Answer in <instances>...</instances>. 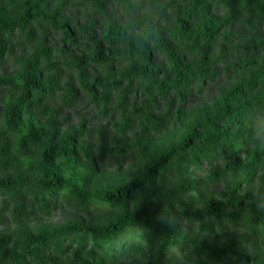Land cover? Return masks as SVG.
<instances>
[{
	"label": "rangeland",
	"instance_id": "1",
	"mask_svg": "<svg viewBox=\"0 0 264 264\" xmlns=\"http://www.w3.org/2000/svg\"><path fill=\"white\" fill-rule=\"evenodd\" d=\"M20 1L4 0V3H10L5 5V10L8 12ZM231 1L212 0L209 15L217 19L224 18L234 8ZM262 3L264 0H250L249 7L242 14L244 17L230 31L237 53H218V57L224 58L204 67L207 69L203 73L196 71L197 76L204 74L200 84L190 83L186 87L176 88L169 86L170 82L163 73L169 72L173 61L155 49L149 53V63L161 72L153 79L152 85L144 82L139 84L140 89L137 87L123 93L122 104L114 93L109 94L106 100L101 90H96L93 95L81 88L77 74L71 68L73 58L91 56L95 43H100L103 49H122L126 39L109 44L105 37L107 27L113 22L126 26L129 20L148 16L157 18L158 26L165 31L168 41L173 43L174 38L171 36L174 31L177 32L178 26L172 9L177 8L182 13L188 11V0H54V22H34L10 33L6 45L0 47V175H11L23 183L32 176L27 171L29 167L35 166L34 158L19 148V139L28 118L36 126L53 123L55 130L74 133L81 152L75 163L62 168L64 185L54 201L35 202L22 194L23 188L16 189L13 195L0 197V251L14 243L16 247L13 251H18L17 245L22 241L21 232L34 236L44 228L59 230L78 225L87 233L111 218L108 208L97 202V196L139 179L148 165L169 150L172 151L171 155H177L174 159L179 162V166L172 169L163 182L139 187L131 194L130 201L144 203L152 193L175 192L180 181L188 183L191 175L180 176L183 173L182 163L188 160L189 155V150L184 149L187 145L184 144L185 138L189 133L201 136L207 132L209 117L225 106L222 93L246 78L251 71V67L244 65V59L264 56ZM260 4V9L255 7ZM129 8L134 16L128 15ZM195 20L193 16L191 26L195 27ZM59 23H66L73 30L70 38H64ZM198 59L195 56L188 61L195 67ZM28 63H31L30 69L37 73L38 80L46 86L50 84L52 90L26 110L23 106L19 131L12 132L6 125V108L21 93L20 86L26 77L25 66ZM123 65L119 59L112 58L107 66L112 73L108 83L113 81L111 79L123 69ZM169 74V78L175 77L173 71ZM84 75L90 84L94 78L103 75V70L89 63ZM159 84L163 89L161 94H147L141 90L143 87H158ZM121 89L122 85L115 91ZM69 93H72V97H69ZM26 98L32 99L30 91ZM142 102L149 115L167 114L155 131L148 127L143 130L137 119H132V111L139 109ZM259 120V115L251 119L256 128ZM227 121L228 118L222 116L216 123L222 126ZM189 143L188 149L198 147V138H192ZM181 145L183 150L177 153L176 149ZM207 171L208 164L203 162L195 173L197 177L203 178ZM260 172H264V165L260 167ZM210 191L205 196L219 194L221 187L216 186ZM192 196L194 194L190 192L186 195L175 193L174 200L186 201ZM165 223L178 238L207 249L220 247L226 239L203 238L206 234H197L199 224L196 221H190L188 216L178 215L175 211L167 214ZM141 232H127L117 242L130 246L129 254L136 262L150 261L158 251L159 242L150 233L142 232L143 238L137 239V234ZM82 236L67 232L63 237H51V244L39 256L45 257L47 264H78L76 257L82 258L87 251L93 250L92 240L84 238L79 242ZM54 241L63 249L61 253L53 246ZM172 245L166 252L171 264L192 263L193 260L188 259L180 247ZM94 255L95 261L102 264H108L112 258L119 259L118 255L105 251ZM0 264L10 263L4 259Z\"/></svg>",
	"mask_w": 264,
	"mask_h": 264
},
{
	"label": "trees",
	"instance_id": "2",
	"mask_svg": "<svg viewBox=\"0 0 264 264\" xmlns=\"http://www.w3.org/2000/svg\"><path fill=\"white\" fill-rule=\"evenodd\" d=\"M211 2L212 0H188L189 10L184 13L177 8L172 9L178 26L177 32L174 31L171 36L174 38L173 43L168 41L165 31L158 26L157 18L148 16L135 19L134 27L111 23L105 32L108 43L124 39L126 42L117 51L103 49L100 43H95L91 56L73 58L71 68L76 72L81 88L93 95L96 90H101L106 95V100L109 94L114 93L122 104L123 93L137 87L140 89L139 84L144 82L152 85L153 79L161 72L149 63V53L155 49L173 61L169 72L163 73L170 82L169 86L176 88L186 87L190 83L200 84L204 74L197 76L196 71L203 73L207 69L204 67L223 59V56L218 57V53H237L230 31L244 17L242 14L249 7L250 0H232L234 8L220 19L209 15ZM53 3L54 0H22L7 12L5 5L10 3L0 0V47L6 45L10 33L26 25L54 22L56 11L52 7ZM262 4L255 7L260 9ZM193 16L196 17L195 27L191 26ZM145 21L157 25L155 35L149 42L140 40L135 30L143 27ZM58 27L64 38L72 36L73 30L66 23H59ZM128 33L131 34L127 37ZM195 56L199 61L193 67L188 59ZM112 58L119 59L124 65L116 77L111 79L113 81L108 83L112 73L107 66ZM243 62L245 66L251 67V71L246 78L237 81L222 93L225 106L209 117L207 132L201 136L189 133L184 140V144H187L184 149L189 150V155L188 160L182 163L183 173L180 176L191 175L188 183L180 181L175 192L152 193L144 203L130 201L131 194L139 187L163 182L171 170L179 166V162L174 159L177 155H171L172 151L169 150L148 165L139 179L101 192L97 196V202L110 211V219L87 233L78 225L59 230L44 228L34 236L21 232L22 241L17 245L19 250L13 251L15 243L1 250L0 263L6 259L10 264H47V259L40 258L39 253L49 247L51 237H63L67 232H74L83 235L78 239L79 242L84 238L93 242V250L87 251L82 258L76 257L78 264H102L95 261L94 254L103 251L118 255L119 259L112 258L108 264H171L166 252L172 244L180 247L186 257L193 260L191 264H264V172H260V167L264 165V132L258 131L259 125L256 128L251 122L255 115H259L260 119L264 118V56L247 58ZM89 63H94L103 70V75L94 78L90 84L84 75ZM30 67L31 63L25 66L26 77L20 86V95L6 108V125L12 132L19 131L23 106L26 110L30 104L52 90L50 84L46 86L38 80L37 73ZM172 71L175 73L173 79L169 78ZM120 85L122 89L116 92L115 89ZM141 90L147 94H161L163 89L159 84L158 87H143ZM28 91L32 95L29 100L26 98ZM69 97H72V93H69ZM24 100L27 101L22 105ZM146 109L142 102L139 109L132 111V119H137L143 130L148 127L155 131L167 114L149 115ZM222 116L229 121L219 126L216 120ZM192 138H198V147L188 149ZM19 148L34 158L35 166L29 167L27 171L32 176L23 183L11 175H0V197L13 195L16 189L23 188L22 194L35 202L54 201L64 185L62 168L75 163L79 158L81 147L77 143V136L53 129V123L36 126L28 118L19 139ZM180 150H183L182 145L176 152ZM203 162H207L208 171L203 178H199L195 172ZM216 186L221 187L219 194L205 196L206 192H211L210 189ZM189 192L194 196L186 201L174 200L175 193L186 195ZM170 211L196 221L199 224L197 234H206L202 235L203 238L210 236L215 240L220 237L226 238L225 241L220 247L218 245L207 249L178 238L174 230L165 223ZM135 231L150 233L159 242L158 251L152 260L133 261L129 254L130 246L117 244L125 233ZM52 243L58 253L63 251L56 241ZM108 246H113L110 248L112 250Z\"/></svg>",
	"mask_w": 264,
	"mask_h": 264
},
{
	"label": "clouds",
	"instance_id": "3",
	"mask_svg": "<svg viewBox=\"0 0 264 264\" xmlns=\"http://www.w3.org/2000/svg\"><path fill=\"white\" fill-rule=\"evenodd\" d=\"M128 15H133V16L135 15L134 13H132L130 8L128 9ZM129 25H132L134 27V22L132 20H129L126 26ZM156 27L157 25L145 21L143 27H140L139 29H135L137 37L144 42H149L155 35ZM258 123H259L258 131L264 132V118H261ZM142 238H143V233L142 232L138 233L137 239H142Z\"/></svg>",
	"mask_w": 264,
	"mask_h": 264
}]
</instances>
